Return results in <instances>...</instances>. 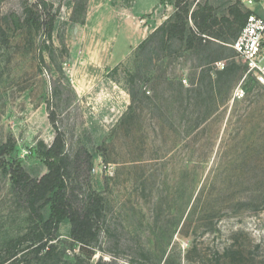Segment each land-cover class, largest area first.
Here are the masks:
<instances>
[{"label": "rangeland", "instance_id": "374dc122", "mask_svg": "<svg viewBox=\"0 0 264 264\" xmlns=\"http://www.w3.org/2000/svg\"><path fill=\"white\" fill-rule=\"evenodd\" d=\"M133 1L0 0V146L12 142L0 152V263L18 246L12 264H264V85L238 69L217 78L218 62H244L211 35L205 50L166 35L140 44L157 27L141 20L153 28L166 8L173 17L175 0L139 17L121 11ZM185 1L194 32L199 5L227 32L230 6L248 10ZM46 12L50 37L27 21ZM50 113L67 194L100 205L90 259L77 258L66 219L46 225L50 202H30L10 180L14 160L29 178L46 172Z\"/></svg>", "mask_w": 264, "mask_h": 264}, {"label": "trees", "instance_id": "16d2710c", "mask_svg": "<svg viewBox=\"0 0 264 264\" xmlns=\"http://www.w3.org/2000/svg\"><path fill=\"white\" fill-rule=\"evenodd\" d=\"M176 8L173 13V17L168 16L159 26H157L140 44H143L148 40V37L152 35H166V39L169 41L173 38L185 39L186 43L191 47L194 41H197L199 46L203 50L206 49V37L213 36L219 42L231 45L239 34L243 27L248 14L247 10L245 13L241 12L236 4L231 5L229 13L232 15V19L226 18L228 32L223 29L222 24H218V20L215 15L211 13V8L208 6H200L193 10L190 17L198 29L197 32L187 28V16L189 9L185 0H175L173 2ZM19 19V18H18ZM55 15L50 12L44 13V15H33L29 17L27 21L35 28H41L47 34L51 36L53 30V24ZM171 21H173L171 23ZM170 22V25H166ZM217 25V26H216ZM167 26V27H166ZM219 27V28H215ZM186 31L188 34L185 36ZM140 46V45H139ZM233 50V49H232ZM233 52H235L233 50ZM212 60L206 62L209 63ZM203 61L199 65H203ZM203 69V68H202ZM235 69L241 70L240 76L243 75L245 84L248 82L255 81L256 78L251 73H246L247 67L244 64L239 66L232 64L230 66H223L222 70L216 72L217 78L222 76H229ZM202 73H205L209 77V71L204 69ZM257 81V80H256ZM50 122L54 128V137L52 142L44 147L40 151V155L43 158L46 172L38 179L29 178L25 173L22 165L18 161L14 160L10 164L9 174L10 180L14 187L22 190L26 198L32 202L37 203L41 201L50 202L49 205V217L45 222L46 225L55 224L59 219H66L71 225V236L79 244V252L77 258L85 256L90 259L94 252L90 247L91 243L97 238L99 232V223L101 220L100 205L97 200H88L85 204L79 205L66 191V175L67 171V159L64 156V138L61 130L55 124L53 113L49 114ZM12 148V142L10 138L6 143L0 146V152L6 154ZM44 243L34 247V251L39 252L40 249L45 247ZM52 240V238H51ZM52 246L50 244L48 249ZM19 250L18 246L16 249L11 251L8 248L6 251L8 255L4 257V260L0 263L12 264V257L17 254Z\"/></svg>", "mask_w": 264, "mask_h": 264}, {"label": "built area", "instance_id": "2783aa9c", "mask_svg": "<svg viewBox=\"0 0 264 264\" xmlns=\"http://www.w3.org/2000/svg\"><path fill=\"white\" fill-rule=\"evenodd\" d=\"M243 3L250 13L230 46L246 65V73L264 85V0H243ZM217 64L223 68L220 62ZM236 95H243L240 87Z\"/></svg>", "mask_w": 264, "mask_h": 264}, {"label": "crops", "instance_id": "0c3cea01", "mask_svg": "<svg viewBox=\"0 0 264 264\" xmlns=\"http://www.w3.org/2000/svg\"><path fill=\"white\" fill-rule=\"evenodd\" d=\"M162 3L160 2V0H134L133 1V5L127 9V8H121V11L122 12H128L131 14V16L133 17H139L140 14H143V13H148L150 12L151 10H153L154 8H158V9H162ZM165 6H167V4H164ZM168 8L165 9V12L161 11V13L159 12V15L157 17V23L156 25L152 27V22H148L145 20H141V23L142 24V28L147 31H152L156 26L160 25L167 17H168V14L166 13Z\"/></svg>", "mask_w": 264, "mask_h": 264}]
</instances>
